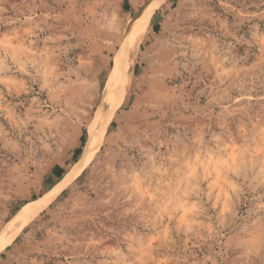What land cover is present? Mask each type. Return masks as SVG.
Here are the masks:
<instances>
[{
  "label": "rangeland",
  "instance_id": "rangeland-1",
  "mask_svg": "<svg viewBox=\"0 0 264 264\" xmlns=\"http://www.w3.org/2000/svg\"><path fill=\"white\" fill-rule=\"evenodd\" d=\"M110 114L0 264H264V0H0V236Z\"/></svg>",
  "mask_w": 264,
  "mask_h": 264
},
{
  "label": "bare ground",
  "instance_id": "bare-ground-1",
  "mask_svg": "<svg viewBox=\"0 0 264 264\" xmlns=\"http://www.w3.org/2000/svg\"><path fill=\"white\" fill-rule=\"evenodd\" d=\"M156 7H157V2L152 3V4L150 3V5H148V14L144 15L138 24V29H139L140 35L144 32L146 25L149 21V18L151 17V15L154 12ZM138 29L136 31H138ZM136 34H137V32L135 33V35ZM133 37L134 38H133V41L131 43V46L135 45L134 44L135 36H133ZM121 60H122V58H121ZM117 61H118V59H117ZM126 61H128V60H126ZM116 69H117V73L115 76L116 79H114V81H112V82H115L117 84L116 80H119V79H117V76L121 74V76H122L121 79H124L123 81H124V85H125L127 83V77H126L127 74L125 73L127 70L126 66L125 65L122 66L121 64H118ZM115 72H116V70H115ZM112 82L109 85L111 87L113 86ZM111 87L109 88L108 92H110L112 90ZM107 95H108V93H107ZM110 118H111V114L106 118H103V116H100V115L97 116V119L94 120V123L92 125L91 136H90V139L88 140V142L86 144L84 152L82 153L81 157H79V159L76 160L74 166L70 169V171L50 191H48L43 197L26 204L22 208V210L11 220L10 223L8 221L9 225L7 226L4 233H2L0 236V248L5 246L6 244L11 243L12 240L14 239L15 234H17V231L29 219H31V217H33V215H35L41 209H44L48 203H50L57 195H59V193H61L63 191V189L71 182V180L76 175H78L81 171H83V169L90 162V160L94 154L95 145L97 144V142L99 141V139L101 138V136L105 132L106 128L108 127L109 122H110Z\"/></svg>",
  "mask_w": 264,
  "mask_h": 264
},
{
  "label": "trees",
  "instance_id": "trees-1",
  "mask_svg": "<svg viewBox=\"0 0 264 264\" xmlns=\"http://www.w3.org/2000/svg\"><path fill=\"white\" fill-rule=\"evenodd\" d=\"M127 4V3H126ZM156 28V27H155ZM156 30V29H155ZM81 140H82V146L84 145L85 143V136L83 135L81 137ZM82 146L79 147L77 150H76V153L74 155V159L78 160L79 157L81 156L82 154ZM65 173V169L60 166V165H56L55 168H54V174L57 176L58 179H61L63 177V174Z\"/></svg>",
  "mask_w": 264,
  "mask_h": 264
}]
</instances>
